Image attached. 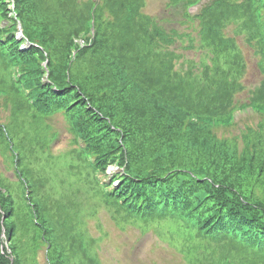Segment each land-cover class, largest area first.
Segmentation results:
<instances>
[{
    "label": "trees",
    "instance_id": "1",
    "mask_svg": "<svg viewBox=\"0 0 264 264\" xmlns=\"http://www.w3.org/2000/svg\"><path fill=\"white\" fill-rule=\"evenodd\" d=\"M201 1L165 0L172 18L147 13L148 0H0V156L15 176L0 174V264H39L44 245L48 264H101L61 187L45 191L32 166L36 151L50 158L56 114L76 145L60 168L92 173L123 220H171L186 264H264V119L216 133L248 107L264 117V0L188 10ZM246 50L262 79L243 99Z\"/></svg>",
    "mask_w": 264,
    "mask_h": 264
},
{
    "label": "rangeland",
    "instance_id": "2",
    "mask_svg": "<svg viewBox=\"0 0 264 264\" xmlns=\"http://www.w3.org/2000/svg\"><path fill=\"white\" fill-rule=\"evenodd\" d=\"M165 0H148L145 11L152 15H165L172 18L177 17L173 9L170 7L166 10ZM181 8V7H180ZM199 10V9H198ZM196 8L192 13L198 11ZM174 22V21H172ZM4 24V23H3ZM176 28L185 31H192L198 27V22L194 23H174ZM194 35H196L194 33ZM183 42V41H182ZM187 42H183L187 44ZM179 53H182L185 58L198 60V55L194 50H186L181 47V43L177 42L174 45ZM247 62L249 64V72L247 77L243 80L246 86V92L240 95L243 99L248 95V90L258 85L262 79L259 68L255 64V57H253L250 50H246ZM0 98L2 95L0 94ZM1 100V99H0ZM7 112L3 111L1 117L7 116ZM264 117L250 112V109L238 111L235 114V123L232 126H220L216 128V133L220 137L232 138L240 136L247 128L256 129ZM46 123L51 126L48 130V138L52 132L56 136L50 137L52 143L50 145L51 152L45 159V155L34 152L32 155V166L38 170V175L45 181H48L44 187L45 191L51 189V186L56 181V185L61 187L60 195L63 203L69 204L72 198L76 205H68L66 216L73 218L78 222L77 229H86L89 236L96 238V243L92 244V251L97 253L101 264H186V250L181 249V246L174 247L170 242V237L173 234V222L171 220L162 219L155 222H129L122 218V215L117 214L115 209L105 201L104 193L97 192L98 184L91 173L88 177L91 183H86L82 178L88 174L87 169L82 167L77 168L76 160L71 164L74 166L71 173H77V176L71 175L65 169L60 168V155L64 154L69 159L70 152L76 148L72 143V133L68 129V123L62 114H56ZM47 135V133H45ZM43 135V133H42ZM37 149H39L37 147ZM32 153H29L31 156ZM47 156V157H48ZM117 170V168H115ZM0 174L15 180L14 172L9 165L3 161L0 156ZM103 178V177H102ZM107 182V179H106ZM77 207L80 209L79 213H75ZM84 223V225H83ZM179 234H184V228H178ZM165 234V238L160 235ZM216 244L212 243V247ZM46 245L41 246L37 251V262L39 264H48L46 256Z\"/></svg>",
    "mask_w": 264,
    "mask_h": 264
}]
</instances>
